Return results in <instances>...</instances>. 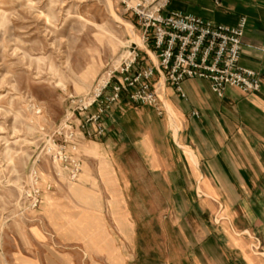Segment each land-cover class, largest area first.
I'll list each match as a JSON object with an SVG mask.
<instances>
[{
  "label": "crops",
  "instance_id": "0c3cea01",
  "mask_svg": "<svg viewBox=\"0 0 264 264\" xmlns=\"http://www.w3.org/2000/svg\"><path fill=\"white\" fill-rule=\"evenodd\" d=\"M167 11L230 27L244 19L238 64L260 91L219 98L207 81L188 79L178 92L157 76L159 110L123 98L102 136L78 132L79 191L93 215L75 243L99 245L111 229L110 244L126 248L112 258L120 264H264V0H171ZM140 51L142 66L156 65Z\"/></svg>",
  "mask_w": 264,
  "mask_h": 264
},
{
  "label": "rangeland",
  "instance_id": "374dc122",
  "mask_svg": "<svg viewBox=\"0 0 264 264\" xmlns=\"http://www.w3.org/2000/svg\"><path fill=\"white\" fill-rule=\"evenodd\" d=\"M128 3L0 0V264L36 255L44 264L121 263L112 258L126 248L110 244L111 229H102L99 245L75 243L86 235L79 226L93 215L92 198L79 191L82 176L69 182L47 150L70 124L80 158L78 103L87 106L118 76L130 47L142 57Z\"/></svg>",
  "mask_w": 264,
  "mask_h": 264
},
{
  "label": "built area",
  "instance_id": "2783aa9c",
  "mask_svg": "<svg viewBox=\"0 0 264 264\" xmlns=\"http://www.w3.org/2000/svg\"><path fill=\"white\" fill-rule=\"evenodd\" d=\"M126 12L135 17L142 30V43L156 58V65L142 66L137 47H130L128 58L121 64L117 77L110 78L98 95L87 106L79 102L77 109L84 116L80 131L87 138L102 136L103 119L123 98L129 102L160 109L156 91V77L178 92L188 79L207 81L211 91L219 98L227 88H235L243 94L260 91L258 75L239 66L242 54V38L245 20L230 27L213 23L178 11L168 12V0H128ZM218 6L221 0H208ZM150 59V58H149ZM110 92L102 97V92ZM97 106L94 113H89ZM61 144L53 140L48 148L54 163L60 164L69 182H76L82 170L77 157L76 133L70 124L58 131ZM35 197L38 191L34 193ZM38 201L35 200L34 207Z\"/></svg>",
  "mask_w": 264,
  "mask_h": 264
},
{
  "label": "bare ground",
  "instance_id": "6f19581e",
  "mask_svg": "<svg viewBox=\"0 0 264 264\" xmlns=\"http://www.w3.org/2000/svg\"><path fill=\"white\" fill-rule=\"evenodd\" d=\"M142 47L144 48V45H142Z\"/></svg>",
  "mask_w": 264,
  "mask_h": 264
}]
</instances>
